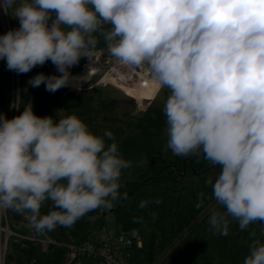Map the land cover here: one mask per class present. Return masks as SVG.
I'll return each instance as SVG.
<instances>
[{"label":"clouds","instance_id":"9594fccd","mask_svg":"<svg viewBox=\"0 0 264 264\" xmlns=\"http://www.w3.org/2000/svg\"><path fill=\"white\" fill-rule=\"evenodd\" d=\"M9 9L19 27L0 34V60L17 74L50 60L59 73L41 72L31 87H68L70 69L101 37L119 63L147 65L169 90L167 147L221 169L206 181L211 197L200 192L196 204L211 198L223 207L210 231L227 235L235 220L241 231L259 224L264 236V0H0ZM12 107L20 114H0V209L28 214L45 233L127 197L120 178L131 161L111 131L95 134L75 113L56 119L64 109L38 116L19 95ZM250 236L243 264H264V240Z\"/></svg>","mask_w":264,"mask_h":264},{"label":"trees","instance_id":"16d2710c","mask_svg":"<svg viewBox=\"0 0 264 264\" xmlns=\"http://www.w3.org/2000/svg\"><path fill=\"white\" fill-rule=\"evenodd\" d=\"M100 38L95 48L105 47ZM29 73L19 74L18 93L13 90L12 71L6 61L0 60V114L11 119L22 111L12 107L17 96L24 103L31 102L38 116H54L60 109L78 115L98 135L111 131L122 156L131 161V167L122 170L120 192L126 198L114 202L108 210L91 211L71 227H57L49 231L56 243L11 236L8 240L5 264H100L97 255L71 256L66 244L91 239L94 230L102 229L105 215L113 213L120 232L139 229L142 244L126 248L129 264H243L255 231L261 236L260 225H251L241 231L232 220L227 235L210 231L209 217L223 212L214 199H207L197 208L198 193L211 197L214 182L220 173L203 155L176 156L167 147L166 117L163 106L169 95L160 87L146 108L135 112L136 101L111 84H96L80 97L69 98L60 90L48 92L44 85H28ZM111 143V141H109ZM161 199L159 205L140 208L141 200ZM51 202H46L41 213L46 214ZM105 212V214H103ZM155 213V215H153ZM10 223L22 221V213L8 210ZM142 218V219H138ZM231 219V218H229Z\"/></svg>","mask_w":264,"mask_h":264},{"label":"built area","instance_id":"2783aa9c","mask_svg":"<svg viewBox=\"0 0 264 264\" xmlns=\"http://www.w3.org/2000/svg\"><path fill=\"white\" fill-rule=\"evenodd\" d=\"M18 27L19 20L12 16V9H9L7 14L0 10V34H4L7 31ZM84 59V61L80 62L79 71L74 70L76 65L70 69L74 78L72 83L69 85L71 89L81 88L83 85L89 83L93 73L98 71L99 68L105 65V63H107L109 69L106 74L99 78L98 82L112 83L135 97L137 96L131 92L138 90L141 87L145 88L146 85H148L147 82L150 80L149 78L152 79L147 65L129 66V72H121L118 66L122 65V63H119L110 55L107 50V46L95 48L89 59ZM85 73L87 74V78H84L83 76ZM16 74V72L12 71L13 79H15ZM15 86L16 83L13 81L14 92L16 90ZM159 86L160 85H158L157 89ZM155 94L156 92L152 96L138 98L151 100ZM8 210L9 209H0V264H5L8 240L11 236L20 239L38 241L44 244L56 243V240L50 235V233H38L32 225L29 215L26 213H22V221L20 220V222L17 223H10L8 219ZM24 224H29L31 226V233H27L26 231L19 229V227ZM141 241L140 230L135 228L129 232H119L115 242H111L109 239H102L100 241L89 239L78 244L69 243L66 245L69 248L71 256L97 255L101 258L100 264H129L126 260V248L133 244L141 245ZM81 263L82 261L79 260L78 264Z\"/></svg>","mask_w":264,"mask_h":264},{"label":"rangeland","instance_id":"374dc122","mask_svg":"<svg viewBox=\"0 0 264 264\" xmlns=\"http://www.w3.org/2000/svg\"><path fill=\"white\" fill-rule=\"evenodd\" d=\"M84 58H81L80 62L84 61ZM80 62L79 64H77L75 66L76 71L80 70ZM119 70L121 72L130 71V67L127 65H120L118 66ZM109 66L107 65V63H105L104 66H102L101 68H99L98 71L93 73V76H91V80L89 81V83L83 85L81 88H70V86L68 87H63L61 89H59L63 94L67 95L69 98H76V97H80L82 94L86 93L91 87H93L96 84H111L109 82L106 83H101L98 82L99 78L101 76H103L104 74H106V72L108 71ZM44 73L46 75H52V74H56L59 75V73H57L55 66L52 64V62L49 60L47 61L43 66H37L35 68H33L30 73H29V77L30 79L32 77H34L35 75L39 74V73ZM19 74L15 76V79H13L12 76V81H14L16 83L15 86V91L18 93V80H19ZM114 87H117L119 90H121L125 95L132 97L135 101H136V109L135 112H141L143 111L146 106L149 104V102L151 100L149 99H142V98H138L135 97L133 95H131L130 93H128L127 91H125L124 89L113 85ZM161 86H159V88L157 89L156 93L158 92V90L160 89ZM20 230L22 231H26L27 233H31V226L29 224H24L21 225L19 227ZM120 232V226L119 224L116 222L115 217L113 215V213H108L105 215V223L102 229H97L94 230L93 233L91 234V239L94 241H100L102 239H109L111 242H115V240L117 239L118 235Z\"/></svg>","mask_w":264,"mask_h":264},{"label":"bare ground","instance_id":"6f19581e","mask_svg":"<svg viewBox=\"0 0 264 264\" xmlns=\"http://www.w3.org/2000/svg\"><path fill=\"white\" fill-rule=\"evenodd\" d=\"M83 75V74H82ZM81 75V76H82ZM84 78H87V74L85 73ZM150 80L147 82L148 85H146L145 88H139L138 90L132 91L131 93L136 95L137 97H146V96H152L156 90L159 84H157L153 79L149 78Z\"/></svg>","mask_w":264,"mask_h":264},{"label":"water","instance_id":"95a60500","mask_svg":"<svg viewBox=\"0 0 264 264\" xmlns=\"http://www.w3.org/2000/svg\"><path fill=\"white\" fill-rule=\"evenodd\" d=\"M103 214H105V212H103Z\"/></svg>","mask_w":264,"mask_h":264}]
</instances>
